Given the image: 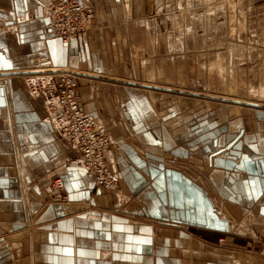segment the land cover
<instances>
[{
  "label": "crops",
  "instance_id": "crops-1",
  "mask_svg": "<svg viewBox=\"0 0 264 264\" xmlns=\"http://www.w3.org/2000/svg\"><path fill=\"white\" fill-rule=\"evenodd\" d=\"M45 1L0 0V264H264L263 105L221 97L249 121L106 77L105 48L173 51L171 31L192 28L167 0H88L94 20L70 45L43 31ZM49 62L85 64L82 108L111 137L117 189L84 171L29 94L24 72Z\"/></svg>",
  "mask_w": 264,
  "mask_h": 264
},
{
  "label": "rangeland",
  "instance_id": "rangeland-1",
  "mask_svg": "<svg viewBox=\"0 0 264 264\" xmlns=\"http://www.w3.org/2000/svg\"><path fill=\"white\" fill-rule=\"evenodd\" d=\"M165 2L156 1L166 10ZM181 3L188 10H181ZM167 4L171 11L176 10L171 14L182 15L178 18L181 25L192 27L183 31L178 26L179 30L171 31L174 50L133 48L130 55L126 48H105L110 59L105 66L106 77L123 80L127 87L133 84L129 81L135 82L134 87L190 109L215 110L222 105L230 112L238 106V114L232 113L251 121L252 108L222 99L252 100L264 108V0H167ZM75 38L64 39L65 44L70 45ZM81 65L85 64L77 67L51 63L35 68L67 69L77 77ZM5 74L9 73L0 72V76ZM2 80L0 77V83ZM217 242L220 244L222 239Z\"/></svg>",
  "mask_w": 264,
  "mask_h": 264
},
{
  "label": "built area",
  "instance_id": "built-area-1",
  "mask_svg": "<svg viewBox=\"0 0 264 264\" xmlns=\"http://www.w3.org/2000/svg\"><path fill=\"white\" fill-rule=\"evenodd\" d=\"M95 16V9L87 0H50L45 7V33L75 38L87 29ZM38 70V69H35ZM27 88L33 97L44 98L47 112L60 137L81 153V165L95 182L106 189L119 186V177L109 170L106 153L112 145L110 135L87 115L81 104V93L76 75L69 71H28ZM52 186L63 190L61 178ZM264 241V236L261 237ZM223 241V240H222ZM264 262V246L260 251Z\"/></svg>",
  "mask_w": 264,
  "mask_h": 264
},
{
  "label": "bare ground",
  "instance_id": "bare-ground-1",
  "mask_svg": "<svg viewBox=\"0 0 264 264\" xmlns=\"http://www.w3.org/2000/svg\"><path fill=\"white\" fill-rule=\"evenodd\" d=\"M215 1V0H214ZM49 2H50V0H47V1H45V3H44V8L49 4ZM87 2H88V6L89 7H93L94 8V6H93V4L92 3H90L88 0H87ZM184 2V1H183ZM208 2H210V1H208ZM232 3V2H231ZM183 3H181L180 4V9L181 10H188V7L185 5V6H181ZM224 6V5H223ZM221 8V7H220ZM224 8V7H223ZM240 10V9H239ZM242 10V9H241ZM161 11H163V10H161ZM189 13V12H188ZM208 14V13H207ZM241 16V15H240ZM95 17V16H94ZM93 20H94V18H93ZM92 20V21H93ZM231 20V19H230ZM44 21H45V18H44ZM91 23L92 22H90L88 25H87V27H89L90 25H91ZM43 31L44 32H46L45 31V24H44V27H43ZM54 36H59L58 34H55ZM59 37H61V36H59ZM68 39V38H67ZM231 59V58H230ZM41 66V65H40ZM46 67V66H45ZM52 67V66H51ZM214 67V66H213ZM37 68H39V67H37ZM37 68H34V69H37ZM54 68V67H53ZM51 69V68H50ZM43 70L44 71H46V69H44L43 68ZM42 70V71H43ZM52 70H64V71H68L67 69H61V68H55V69H52ZM29 71H38V70H33V69H31V70H29ZM222 71V70H221ZM27 72H28V70H27ZM23 77H24V82H25V85H26V87H27V82H26V80H27V76H24V74H23ZM76 81H77V78H76ZM28 89V88H27ZM29 92V91H28ZM248 97V96H247ZM239 98V97H238ZM240 102H242V103H258V102H254V101H252V100H246V99H238ZM222 104V103H221ZM45 108H46V106H45ZM46 110H47V108H46ZM245 124V123H244Z\"/></svg>",
  "mask_w": 264,
  "mask_h": 264
}]
</instances>
